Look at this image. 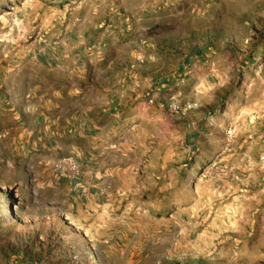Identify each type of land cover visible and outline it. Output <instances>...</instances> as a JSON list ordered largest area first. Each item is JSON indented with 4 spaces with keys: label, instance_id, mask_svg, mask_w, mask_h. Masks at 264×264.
<instances>
[{
    "label": "rangeland",
    "instance_id": "obj_1",
    "mask_svg": "<svg viewBox=\"0 0 264 264\" xmlns=\"http://www.w3.org/2000/svg\"><path fill=\"white\" fill-rule=\"evenodd\" d=\"M0 264H264V0H0Z\"/></svg>",
    "mask_w": 264,
    "mask_h": 264
},
{
    "label": "crops",
    "instance_id": "obj_2",
    "mask_svg": "<svg viewBox=\"0 0 264 264\" xmlns=\"http://www.w3.org/2000/svg\"><path fill=\"white\" fill-rule=\"evenodd\" d=\"M81 98V95L74 96L72 100L65 104V107L76 106L79 108L76 111L79 110L82 119L79 124H83L82 129L92 128L101 123V121L105 122V125H114L116 123L117 119L113 115L111 101L104 102L100 100L99 92H92L86 101Z\"/></svg>",
    "mask_w": 264,
    "mask_h": 264
}]
</instances>
